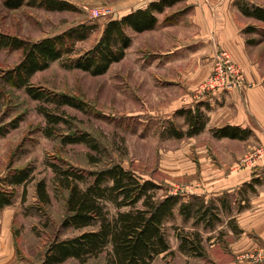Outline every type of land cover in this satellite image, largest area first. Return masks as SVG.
<instances>
[{"label":"rangeland","instance_id":"374dc122","mask_svg":"<svg viewBox=\"0 0 264 264\" xmlns=\"http://www.w3.org/2000/svg\"><path fill=\"white\" fill-rule=\"evenodd\" d=\"M53 1L66 9L48 10L42 0H21L18 7L10 6L17 0H0V35L36 43L70 29H87L84 39L74 38L58 60L20 87L12 86L6 76L21 62L22 52L0 45V179L17 167L30 172L26 183L6 187L13 191L10 205L18 208L12 222L17 251L13 264H41L52 242L97 230L100 220L79 230L61 226L68 193L57 188L56 178L61 171L78 170L83 180L76 184L86 190L92 183L88 173L113 166L140 184L155 185L148 191L153 201L178 199L173 215L163 223L169 249L151 264H264V178L232 188L223 158L235 150L233 143L218 141L214 130L205 127L193 136L184 135L189 130L188 110L198 109L206 124L199 109L211 95L200 87L212 71L216 51H226L214 39L210 43L215 46L208 50L206 41L199 40L207 36L201 32L214 30L225 44L232 40L225 33L235 27L248 59L264 68V22L243 13L264 10V0ZM161 1H167L163 11L153 13L154 26L156 17L160 26L142 32L126 27L129 46L104 74L70 67L100 42L107 24ZM102 9H109L110 15L96 17ZM193 31L199 35H191ZM180 35L183 41L173 39ZM173 130L183 136L174 137ZM258 150L251 149L232 168L249 164L254 169ZM9 156L11 167L5 171ZM38 183L48 196L44 204L37 201ZM111 185L110 180L103 183ZM119 201L99 200L107 221L143 209V199L134 207L117 206ZM180 205L192 206L187 219ZM201 206L211 208V225L197 219ZM182 241L187 246L181 248ZM193 243L201 254L192 252ZM109 251L107 246L95 256L61 264H106Z\"/></svg>","mask_w":264,"mask_h":264},{"label":"trees","instance_id":"16d2710c","mask_svg":"<svg viewBox=\"0 0 264 264\" xmlns=\"http://www.w3.org/2000/svg\"><path fill=\"white\" fill-rule=\"evenodd\" d=\"M167 1L149 5L145 11H137L120 21L107 24L100 42L87 53L82 59L73 61L70 67L87 71L92 75L104 74L112 63L118 62L129 46L130 39L125 35L126 27L135 32H142L154 26V12H162ZM172 1H169L170 5ZM21 0L10 4L18 7ZM42 6L48 10H65L66 5L53 1L42 0ZM246 16L253 17L264 22V10L253 8L252 11L244 9ZM86 27L74 28L69 31L41 40L39 42L22 41L0 35V45L13 50H21V62L6 76V81L12 86L26 85L30 77L38 71L46 69L53 61L58 60L67 51L69 43L77 38L82 40L86 37ZM68 104L69 100H65ZM51 122H55L51 117ZM189 130L185 136H193L200 133L204 127L202 115L197 110L186 112ZM216 137L236 138L228 129L216 131ZM172 135L181 138L183 133L173 130ZM11 163V162H10ZM9 169V168H8ZM57 175L56 186L68 193L66 199V215L61 223L63 228L84 229L93 226L100 220L99 228L95 231L82 233L81 235L60 241L52 242L45 251L41 264H61L70 258L81 259L87 255H97L103 252L107 246L110 251L107 254L106 264H151L159 255L168 251L169 247L163 232L164 221L173 215L174 206L177 204L176 197H166L161 201H153L148 191L155 189L152 183L140 184L128 172L120 166H113L100 172L88 173L92 177V183L86 190H80L76 181L83 180L78 170L61 171ZM30 172L26 169H15L13 174H7L0 179L4 187L0 189V209L11 204L13 191L6 187L26 183ZM106 180L112 181L110 187H103ZM6 185V186H5ZM37 201L41 204L48 202L43 183L36 186ZM117 206L134 207L143 199V209L118 214L113 220L107 221L99 200L110 199L117 202ZM191 205H180L179 212L184 218L191 215ZM196 217L211 225L209 218L214 214L209 206L197 209ZM216 216V215H215ZM187 246L182 241L180 247ZM192 252L201 254V247L192 244Z\"/></svg>","mask_w":264,"mask_h":264},{"label":"crops","instance_id":"0c3cea01","mask_svg":"<svg viewBox=\"0 0 264 264\" xmlns=\"http://www.w3.org/2000/svg\"><path fill=\"white\" fill-rule=\"evenodd\" d=\"M204 1L213 2L215 0ZM156 19L158 21L157 17ZM157 21L154 28L160 26L159 21L158 23ZM163 27L164 29L167 28L165 26ZM231 30L229 33L226 32L225 35L227 36L228 34V38L231 37L232 40L229 42L227 40L225 44L216 38L214 30H209L205 33L201 32L207 36H202L199 40L206 41L207 49L210 51L212 50V45H214L210 41L213 39L216 40V46L226 50L231 56L232 61L243 71L245 80L249 86L240 93H213L207 102L201 103L199 110L206 115V126L204 130H214V134L216 131L226 128L229 132H233L236 135V138H218V141L232 142L235 147V150H230L226 157L223 158L227 163V170L231 171L230 175H228L232 178L233 185L231 183V186L235 188L238 185H248L249 180L252 178H259L260 180L264 178V68H261L255 62L248 59L243 39L239 34L240 32L236 31L235 27ZM190 34L199 35L195 31ZM173 39L179 42L185 38H182L180 35ZM179 49L178 47V52H180ZM209 63L211 64L210 61ZM236 145L240 146L243 151L240 152ZM256 147L260 149L257 152V155H260V157H258V163L254 169H251L249 164L242 166V168L237 166L239 170L232 168L234 166L236 167L238 163L248 157L251 154L250 150H256ZM10 160L9 156L5 171L11 167ZM15 169L20 168L17 167ZM4 174L5 172L1 176H4ZM17 211L18 208L16 205H9L0 209V264H13L15 263L14 259L17 258L15 247L16 231L12 228V222Z\"/></svg>","mask_w":264,"mask_h":264},{"label":"built area","instance_id":"2783aa9c","mask_svg":"<svg viewBox=\"0 0 264 264\" xmlns=\"http://www.w3.org/2000/svg\"><path fill=\"white\" fill-rule=\"evenodd\" d=\"M109 9H102L96 12V17H106L110 15ZM210 75L200 87L202 93L209 95L213 93L230 94L240 93L249 85L246 83L242 70L232 61L226 51H216Z\"/></svg>","mask_w":264,"mask_h":264}]
</instances>
